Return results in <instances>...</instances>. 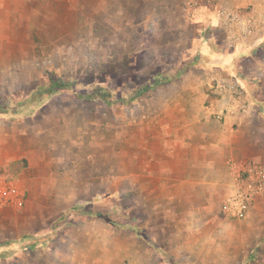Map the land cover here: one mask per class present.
Instances as JSON below:
<instances>
[{
  "label": "rangeland",
  "instance_id": "1",
  "mask_svg": "<svg viewBox=\"0 0 264 264\" xmlns=\"http://www.w3.org/2000/svg\"><path fill=\"white\" fill-rule=\"evenodd\" d=\"M61 1L43 26H0V178L24 192L0 206V264H264V196L226 210L252 184L250 159L229 161L223 199L171 185L202 173L209 78L241 80L249 97L264 86V38L234 48L206 0ZM251 105L244 131L264 134V103Z\"/></svg>",
  "mask_w": 264,
  "mask_h": 264
},
{
  "label": "crops",
  "instance_id": "2",
  "mask_svg": "<svg viewBox=\"0 0 264 264\" xmlns=\"http://www.w3.org/2000/svg\"><path fill=\"white\" fill-rule=\"evenodd\" d=\"M61 2V0H0V26H20L25 28L33 25L43 26L44 23L38 21L44 20L45 16L49 17V19H54V15L49 16L47 12L59 10ZM125 2L139 5L135 9L140 10L141 5L139 2L171 5L172 0H88V3L91 4L97 5L99 3V6H97L99 9L111 11L121 10ZM190 2L200 4L201 2L205 3V0H186L185 3L190 5ZM216 2L232 8H243L248 3L253 2L254 10L259 13L264 10V3L259 4L260 1L257 0H216ZM92 9L96 8L93 7ZM213 17L215 19V14ZM243 44L245 43H240L233 47L239 48ZM212 79H215V81H212ZM233 80L237 81L245 89L241 80H235L234 78L222 79L216 74L209 78L208 85L212 87V83L215 85ZM247 89L249 90L246 87L245 91ZM253 89L255 90V95L249 97L246 93L250 105L245 111L228 112L225 118L218 119L210 115L209 111L204 107L202 113L204 129L198 133L199 136L197 135L198 139L195 144L198 146L194 148L195 151H192V153L199 155L198 161H201V163L197 164V169L201 170L202 173H200V177L185 176L178 181L175 180L177 182L174 181L171 184L174 188L177 187L174 194L182 196L184 193L190 191L191 188L201 192H203L204 188H208V195L223 199L229 194L235 183L233 177L234 167H228L229 161L245 158L264 164V134L247 132L249 131L250 124L257 117L256 113L251 110L252 102L264 103V86H254ZM213 91L216 92L217 97L212 103H215L217 106L224 105L228 100L232 101L228 93L221 97L217 93L218 89H214ZM234 122L239 123L240 131L243 130L242 134H234L230 130V125ZM207 131L210 133L206 134L205 132ZM187 134H194V132H188ZM185 197L187 198V196Z\"/></svg>",
  "mask_w": 264,
  "mask_h": 264
},
{
  "label": "built area",
  "instance_id": "3",
  "mask_svg": "<svg viewBox=\"0 0 264 264\" xmlns=\"http://www.w3.org/2000/svg\"><path fill=\"white\" fill-rule=\"evenodd\" d=\"M215 5V26L224 31L226 40L231 46L245 43L248 39L264 38V10L259 13L254 9L244 11L241 8L227 7L214 0H206ZM193 4V2H190ZM215 81V79H212ZM212 88L218 89L219 96L229 94L231 100L217 106L210 103L206 106L209 114L223 119L228 112L245 111L250 102L247 100L244 87L237 81L222 82ZM220 107V108H218ZM240 169L246 171L252 178L250 186H239L230 196L226 210L233 216H240L247 206L252 203L257 192L264 196V167L255 161L246 160L240 163ZM24 204V192L14 181H6L0 178V206H22Z\"/></svg>",
  "mask_w": 264,
  "mask_h": 264
},
{
  "label": "trees",
  "instance_id": "4",
  "mask_svg": "<svg viewBox=\"0 0 264 264\" xmlns=\"http://www.w3.org/2000/svg\"><path fill=\"white\" fill-rule=\"evenodd\" d=\"M244 11H246V10H248L247 8L246 9H243ZM7 179H8V177H7Z\"/></svg>",
  "mask_w": 264,
  "mask_h": 264
}]
</instances>
